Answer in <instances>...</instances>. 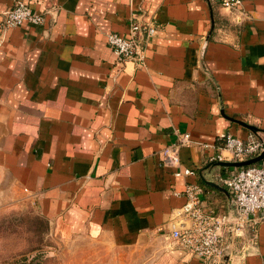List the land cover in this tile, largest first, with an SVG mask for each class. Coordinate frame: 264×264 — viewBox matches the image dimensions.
<instances>
[{
	"label": "crops",
	"instance_id": "crops-1",
	"mask_svg": "<svg viewBox=\"0 0 264 264\" xmlns=\"http://www.w3.org/2000/svg\"><path fill=\"white\" fill-rule=\"evenodd\" d=\"M26 1L45 21L0 31V204H32L60 238L96 243L99 264H203L170 246L172 191L195 183L204 209L231 207L233 166L202 144L264 136V0H242L244 16L218 0ZM133 17L157 27L141 67L105 39ZM176 132L185 177L160 164ZM228 252L264 264V222Z\"/></svg>",
	"mask_w": 264,
	"mask_h": 264
},
{
	"label": "built area",
	"instance_id": "built-area-1",
	"mask_svg": "<svg viewBox=\"0 0 264 264\" xmlns=\"http://www.w3.org/2000/svg\"><path fill=\"white\" fill-rule=\"evenodd\" d=\"M228 10L245 15L242 0H218ZM45 13L30 7L26 0H12L11 5L0 12V31L2 35L11 27L24 23L42 24ZM154 24L142 25L135 18L128 23L127 36L116 32H107L105 39L118 62L134 60L136 65L144 66L146 44L155 35ZM188 132H176L174 140L160 150V164L171 168L175 177L193 173L190 168L181 167L179 150L190 144ZM203 147H215L217 153L210 157L215 161H244L264 152V136L254 135L246 140L225 134L218 146L202 144ZM220 181L230 194L229 210L215 212L202 206V188L191 182H185L181 192L173 194L184 196V203L175 210L169 224L168 238L170 246L182 248L199 257L203 264H225L228 257L229 242L240 237L243 230H254L264 222V157L256 162L228 169Z\"/></svg>",
	"mask_w": 264,
	"mask_h": 264
},
{
	"label": "rangeland",
	"instance_id": "rangeland-1",
	"mask_svg": "<svg viewBox=\"0 0 264 264\" xmlns=\"http://www.w3.org/2000/svg\"><path fill=\"white\" fill-rule=\"evenodd\" d=\"M97 250L82 237L60 238L32 204H0V264H99Z\"/></svg>",
	"mask_w": 264,
	"mask_h": 264
},
{
	"label": "water",
	"instance_id": "water-1",
	"mask_svg": "<svg viewBox=\"0 0 264 264\" xmlns=\"http://www.w3.org/2000/svg\"><path fill=\"white\" fill-rule=\"evenodd\" d=\"M263 157H264V152H262L261 154L255 156V157H252L250 159L244 160V161L221 162L220 164H225V165H228V166L237 167V166L248 165V164H251V163H256V162L260 161Z\"/></svg>",
	"mask_w": 264,
	"mask_h": 264
}]
</instances>
